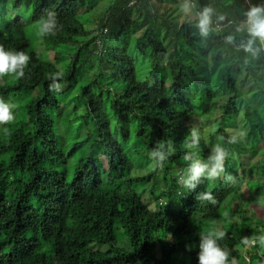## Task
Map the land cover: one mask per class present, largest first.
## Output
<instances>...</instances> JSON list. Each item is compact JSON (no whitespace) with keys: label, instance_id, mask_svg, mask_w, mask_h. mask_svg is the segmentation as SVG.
Wrapping results in <instances>:
<instances>
[{"label":"trees","instance_id":"1","mask_svg":"<svg viewBox=\"0 0 264 264\" xmlns=\"http://www.w3.org/2000/svg\"><path fill=\"white\" fill-rule=\"evenodd\" d=\"M25 1L0 0V45L30 57L23 78L8 84L9 76L3 77L0 100L38 91L23 107L25 120L15 116V123L0 127L9 129L0 133V264H199L200 235L210 232L208 224L219 217L228 193L235 192L230 188L234 177L229 178L227 171L233 167L241 171L238 182L250 170L264 178V164L258 158L264 161V148L259 149L264 144V122L258 113L264 109V52L253 59L236 46L246 38L236 32L243 13L264 0H195L196 10L211 6L225 17L207 41L194 35V14H178L180 0H31L32 21L47 10L57 13L56 35L43 37L52 42V49L75 44L62 68L61 89L73 86L86 68L91 71L79 97L94 126L86 138L87 157L78 161L70 179L55 169L66 166L79 145L65 152L48 114V109H61L59 94L49 90L48 77L59 70L55 64L62 56L56 53L52 64L30 48L20 16ZM103 3L96 33L87 39L89 31L77 20L78 12ZM138 32L134 47L138 53L146 50L152 64L144 83L136 79L133 53L124 48ZM228 35L236 37V44L225 42ZM209 78L215 81L209 83ZM105 99L119 121L135 125L133 135L141 142L135 149L127 145L129 155L111 133L103 112ZM241 121L248 127V143L241 139L227 143ZM204 126L211 144L202 136L194 159L207 162L212 147L220 143L229 152L224 178L213 187L201 178L194 190L184 189L177 180L192 161L183 160L188 153L183 142L193 127L202 134ZM128 131H121L125 142ZM161 143L165 152L169 143L173 149L163 166L132 177L141 153H151ZM101 156L107 162L105 169ZM149 158L150 154L140 161L155 164ZM244 161L257 165V170ZM253 185L255 190L264 188V182ZM144 188L154 199L155 210L142 200L139 192ZM201 193H211L216 203L197 200ZM174 196L181 197L177 212L169 206ZM239 216V222L226 224L229 230L219 245L230 253L229 261L264 264V249L258 245L247 249L245 262L240 246L242 238L264 234V226L249 225ZM170 232L177 241L167 242Z\"/></svg>","mask_w":264,"mask_h":264},{"label":"rangeland","instance_id":"2","mask_svg":"<svg viewBox=\"0 0 264 264\" xmlns=\"http://www.w3.org/2000/svg\"><path fill=\"white\" fill-rule=\"evenodd\" d=\"M106 3H109V0H104ZM246 2L250 3V0H246ZM104 4V3H103ZM100 5L98 8L90 11H85L81 10V12H78L77 15V20L87 28L89 31L87 35L85 36L87 39L90 38L92 35H95L96 31V26H97V19L101 13V11L104 10L106 7V4ZM8 17H11L12 15V10L10 9V6L8 4ZM31 15H32V1L31 0H26L21 8L20 11V16L22 20L25 22V34L26 38L28 40V43L30 45V48L38 54V56L41 58L42 61L48 62V63H54V55L57 53L59 56H62L61 61L59 63H56L55 65L59 68V70L63 71V67H66L69 63V56L71 52L73 51L72 46L71 47H65L62 48H54L52 49V42H47L43 37H40L37 35V30L34 27L35 22L31 20ZM1 27V24H0ZM1 29V28H0ZM140 32L136 33L134 36H132L129 44H127L124 48L130 52L133 53V57L135 59V72H136V79L137 81L144 83L147 78H148V73L150 72V69L152 68L151 64V59L149 58V55L147 54L146 50H144L143 53H138V50L135 49L134 47V41L136 40V37L139 36ZM84 39V38H82ZM81 39V40H82ZM109 39V38H108ZM80 40V39H79ZM123 48V45L121 46ZM91 73V71L86 68L83 73L81 74V77L78 78L77 82L73 86L65 85L62 89H60V93L57 92L58 99L61 103V109L60 111H51L48 109V114L51 116L53 122H54V133L56 140L59 144L64 146V151H71L73 148L74 144H78L79 147L73 152L71 155L68 163L64 167H56V172L58 173H65L68 176V179H70L71 175L73 174L75 165L78 163V161L83 158L85 159L88 154V142L86 140L87 134L93 130V120L91 115H89L86 111V104L79 97V91L81 86L84 85V80L85 76H87ZM158 74L162 75L163 71L162 68L158 72ZM15 78L12 76L8 77V84H12L14 82ZM3 81V79H0V83ZM215 81L214 79H208L209 83H212ZM121 88V87H120ZM119 88V89H120ZM121 92V89L119 90ZM222 94H226V91H222ZM38 96V91L29 93L24 95L23 97H16L13 94L9 95L7 98H1V100H4L5 102H10L15 105V108L13 111H20L17 115L14 114V116L20 117L21 120H25V110L24 106L27 104L29 100H31L34 97ZM249 96V95H248ZM218 103H212V105H215ZM256 104V103H255ZM211 105V104H210ZM210 105L208 106V111H210ZM216 112H219L218 107L215 108ZM103 112L106 114V116L109 119V125H110V130L112 135L115 137L117 140L118 144L123 148L125 153L129 155L130 153L126 151L127 145H132L133 149L137 148L139 146V143L141 141L135 140L134 134V124L129 123L128 126H126L125 122L119 121L110 109L109 106V100L105 99L104 101V107H103ZM260 118L262 119V122H264V109L258 111ZM213 114V113H212ZM259 116L257 117V119ZM16 120L12 123H15ZM211 123V121H210ZM242 121L238 123L235 133L238 136V133L240 131H243L245 133L244 138L242 141L244 143H248L250 135L247 134V126H245ZM129 128V131H128ZM227 131H229L231 128L229 126H226ZM122 130L128 131L129 135V140L128 142L124 141L123 135L121 133ZM4 131V129L0 130V133ZM208 131V126H204L203 131H202V136L204 137V141L207 144H211L209 141V138L206 136ZM247 139V140H246ZM264 148V144L259 148ZM97 149V148H96ZM95 153H99V151L95 150ZM150 152L145 151L141 153V158H139L137 161V165L135 167V170L133 173H131V176H138V175H147L150 170H153V168H157L159 166L153 164L152 162L148 161H140V159L143 158H148ZM136 155H133L134 157ZM259 156L258 158H260ZM150 159V158H149ZM263 161V159H260ZM255 160L250 161V163H254ZM264 162V161H263ZM100 163L101 167L105 169L104 167L107 166L106 159L101 156L100 157ZM247 161H244V165H249ZM249 167L255 168L254 170H257L256 167L257 165L255 164H250ZM249 171V170H248ZM249 176L244 175L242 176L243 181H239L241 178V171L238 169H235L234 167L229 169L227 171V175L229 178H233V180H230V188L232 190H235L236 186L238 187V192L241 193V197H244L243 200L245 201L244 204V210L239 209V202H236L233 197L235 196L234 193L228 195L225 199V203L222 206V211L220 212V218H217L210 222L208 224V229L210 231L215 230V229H220L223 231L229 230V227L225 225L231 222L233 216H235L236 213H240L241 211H244L243 216L247 219V223L250 224L252 223L253 225H258L260 223L261 226H264V206H261L259 203V200L261 196H264V188L261 186L259 190H255V186L253 185V182L260 185L263 183V179H259L261 175L256 174L255 171L250 170ZM236 175V177H235ZM223 174L220 175V177L214 181H209L208 183L211 187L216 186L219 181H223ZM228 179V178H227ZM226 180V179H225ZM238 183V184H237ZM159 190H162L160 185L158 186ZM141 191L139 192L141 197L143 198L142 200L145 202V204L150 205V208L155 210V203L154 199L149 197L148 193L146 192V189H140ZM11 197V196H10ZM180 196H174L172 200H169V206L171 210L177 212L179 210V207L181 206V200ZM164 201L160 200L159 203H163ZM224 213H228V218L224 217ZM225 223H224V221ZM255 221H258V223H255ZM116 234L118 237L121 235L120 229L117 227L116 228ZM126 241V240H124ZM123 244V243H122ZM106 248V247H103ZM159 245H156V250H158ZM247 249H243L241 251L243 260L246 262L248 260L247 256ZM249 250V249H248ZM158 257V254H157ZM237 264H242V260L239 259L236 261Z\"/></svg>","mask_w":264,"mask_h":264},{"label":"clouds","instance_id":"3","mask_svg":"<svg viewBox=\"0 0 264 264\" xmlns=\"http://www.w3.org/2000/svg\"><path fill=\"white\" fill-rule=\"evenodd\" d=\"M196 9L197 4L195 0H180L178 14H182L183 16H192L194 14L196 19L194 26L197 29V33H194V35L198 34L201 41H207L210 36L221 27L225 17L223 15H217L211 6H205L200 10ZM34 27L37 30V35L40 37L56 35L59 28L57 13L47 10L45 15L35 22ZM236 32L246 34V38L242 39L239 44L236 45L237 49L243 51L246 56L258 59L260 54L264 52V3L252 4L248 10L243 13V19L237 25ZM98 41L99 40L97 39L95 42ZM225 42L227 44H236V37L234 35H228L225 37ZM29 60L30 57L24 51H9L6 50L3 45H0V79H3L5 76H12L15 79L23 78L25 76L24 70L28 66ZM62 78V70L49 74L48 79L51 81L49 84V90L59 92L61 89L59 81ZM14 108V104L0 100V127L11 124L14 121ZM8 131L9 129L5 127L4 132L7 133ZM244 136L245 133L240 131L238 136H230L227 143H237L238 139L242 140ZM201 139L202 134L200 130L197 127H193L190 136L183 142V147L188 150V153L183 156V160L192 161L184 174L180 175L177 180V183L184 189L194 190L197 184L200 183L201 178L214 181L224 172V164L229 156V152L227 148L220 143H217L212 147L211 155L208 157L207 162H201L200 159H194L196 153L193 150L199 147ZM164 147V144H158L156 149L152 150L150 153V158L160 167L163 166V163L173 151L170 143L167 145V152L164 151ZM260 159H262V157L259 158V162L264 164ZM259 179H263L264 182L262 176H260ZM237 190L238 187L236 186L235 190H232L235 192H230L228 195L234 193L235 196L233 198L237 197L238 193H240ZM243 198L244 197H241V199L239 198L235 201L239 202L238 208L244 210ZM196 199L200 201H211L213 204L216 203V200L211 193H201ZM259 203L261 206H264V196H261ZM240 213L243 216L244 211H241ZM223 215L225 218H228V213H224ZM218 218H220V215ZM239 218V213H236L231 221L239 222ZM242 219L247 221L245 216H243ZM255 223H258V221H255ZM249 225L253 224L250 223ZM225 236L226 233L220 229H215L207 234L200 235L198 253L199 264H237L235 258L229 261L230 253L223 249L218 243V241L223 240ZM166 240L168 243H173L177 241V238L170 232ZM179 241H181L180 237ZM257 245L261 249H264V234L259 236L253 235L250 238L244 237L240 241V246L244 249H251Z\"/></svg>","mask_w":264,"mask_h":264}]
</instances>
